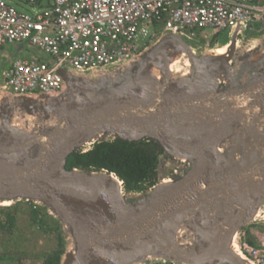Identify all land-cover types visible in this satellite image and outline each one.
<instances>
[{"label":"water","instance_id":"obj_1","mask_svg":"<svg viewBox=\"0 0 264 264\" xmlns=\"http://www.w3.org/2000/svg\"><path fill=\"white\" fill-rule=\"evenodd\" d=\"M258 23L264 32V19ZM246 28L206 51L164 33L118 67L60 70L65 88L57 95L0 92V206L45 207L72 241L60 264H251L237 238L264 217V34L241 50ZM20 44L14 53L5 47L0 81L19 52L46 61ZM181 57L189 68L171 74ZM16 118L40 125L27 131ZM116 139L151 140L163 159L185 162L176 179L159 175L138 194L112 173L66 168L72 154Z\"/></svg>","mask_w":264,"mask_h":264},{"label":"built area","instance_id":"obj_2","mask_svg":"<svg viewBox=\"0 0 264 264\" xmlns=\"http://www.w3.org/2000/svg\"><path fill=\"white\" fill-rule=\"evenodd\" d=\"M262 19L264 0H0V60L5 47L20 43L46 58H15L1 74L0 92L9 97L57 95L65 88L60 70L84 75L118 67L164 33L190 43L203 38L209 46L214 35L226 32L230 38L238 26ZM178 171L176 163L170 175L160 178L169 181ZM251 225L249 235L248 226L240 230L238 248L251 264H264V217Z\"/></svg>","mask_w":264,"mask_h":264},{"label":"trees","instance_id":"obj_3","mask_svg":"<svg viewBox=\"0 0 264 264\" xmlns=\"http://www.w3.org/2000/svg\"><path fill=\"white\" fill-rule=\"evenodd\" d=\"M260 29L261 25L258 22H253L242 33L247 37H257L264 33L260 32ZM222 33L214 35L210 40V44H216ZM224 39L221 41L222 44L227 41L228 34ZM20 45L12 44L8 46L11 49L12 47L15 48L14 52H16L17 47ZM39 59L42 60V58ZM163 157L162 148L151 140L125 142L116 139L110 142L95 143L86 152L72 154L68 158L66 168L69 170L78 169L112 173L122 182L126 193L138 194L147 191L158 182L159 166ZM171 159L173 160V158ZM18 206L19 203L14 206L0 208V232L13 233V230L16 228V210ZM27 206L32 226H35L45 234L55 233L56 236L57 248L55 251L43 256L42 264H60L62 255L66 250L62 225L49 214L45 207L33 204L32 202ZM252 228H255V226L250 225L247 227L248 235L250 234L249 230ZM248 241L251 244L253 243L250 238ZM12 258L11 254H0V260L2 261L11 260Z\"/></svg>","mask_w":264,"mask_h":264},{"label":"rangeland","instance_id":"obj_4","mask_svg":"<svg viewBox=\"0 0 264 264\" xmlns=\"http://www.w3.org/2000/svg\"><path fill=\"white\" fill-rule=\"evenodd\" d=\"M16 6V4H14ZM24 10H28L26 6H23ZM20 10V8H19ZM264 34V33H263ZM262 34V35H263ZM227 35L226 32H223L219 36L217 45L222 44V40H225L224 37ZM206 36L209 38L210 35L206 33ZM261 37H247L244 33H242L238 37V46L240 49H249L255 46L256 40ZM211 39H208L209 46H204V39L201 38L196 43H192L197 51H206L212 50L217 48L216 44L211 45ZM230 38L227 39V41ZM226 41V42H227ZM225 42V43H226ZM229 42V41H228ZM227 42V43H228ZM228 46V45H224ZM12 52H14L15 48L12 47ZM25 50L23 52L18 53V57L25 58ZM41 55V54H40ZM44 58V56H42ZM183 62H175L173 63L171 69L173 70L172 74H176L180 72L183 68H189V62L185 59V57H181ZM177 63V64H176ZM188 70L183 72L182 75H187ZM221 89L223 87H220ZM19 127L27 130L33 131L37 130V127L40 125V121L37 120H22L16 118L14 121ZM180 163V161L178 162ZM181 162L180 164H182ZM176 162L173 161L171 158L163 159L159 166V175L166 176L172 173V170L175 168ZM172 179V178H170ZM19 203V206L16 210V228L13 230V233L9 234L6 232H0V254L6 253L11 254L13 258L11 260H0V264H42L43 256L46 254L55 251L57 248V240L55 233L45 234L37 229L35 226H32L29 220V213H28V202L20 201L15 202L13 204L5 205L1 204L3 207L7 206H14L15 204ZM2 208V207H0ZM250 226V225H249ZM63 230V228H62ZM64 232V231H63ZM65 238V249L67 250L69 246L72 244V241L69 239L67 233H63ZM251 239V236L249 237Z\"/></svg>","mask_w":264,"mask_h":264},{"label":"bare ground","instance_id":"obj_5","mask_svg":"<svg viewBox=\"0 0 264 264\" xmlns=\"http://www.w3.org/2000/svg\"><path fill=\"white\" fill-rule=\"evenodd\" d=\"M227 48H228V46H223V47H221V48H218L215 52L217 53V54H220V55H222V54H225L226 53V51H227ZM172 65H173V63L170 65V73L172 74V72H173V70L171 69V67H172ZM152 71H154V70H152ZM154 73V75H156L155 77L157 78V79H161V76L158 74V73H156V72H153ZM220 87H223L224 88V84H221L220 85ZM229 139H233V136L231 137V138H229ZM185 162V161H183V160H180V162ZM179 162V161H178ZM177 177H174V179H176ZM174 179H170L169 181L171 182V181H173ZM166 182V181H165ZM5 205H9L10 203H4Z\"/></svg>","mask_w":264,"mask_h":264},{"label":"crops","instance_id":"obj_6","mask_svg":"<svg viewBox=\"0 0 264 264\" xmlns=\"http://www.w3.org/2000/svg\"><path fill=\"white\" fill-rule=\"evenodd\" d=\"M252 232V231H251Z\"/></svg>","mask_w":264,"mask_h":264},{"label":"flooded vegetation","instance_id":"obj_7","mask_svg":"<svg viewBox=\"0 0 264 264\" xmlns=\"http://www.w3.org/2000/svg\"><path fill=\"white\" fill-rule=\"evenodd\" d=\"M217 45V44H216Z\"/></svg>","mask_w":264,"mask_h":264}]
</instances>
